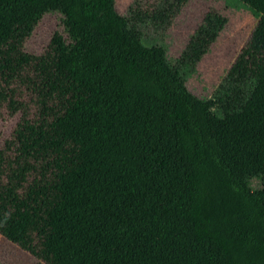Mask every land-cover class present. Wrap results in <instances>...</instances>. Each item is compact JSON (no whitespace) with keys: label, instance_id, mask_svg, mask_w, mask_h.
<instances>
[{"label":"trees","instance_id":"1","mask_svg":"<svg viewBox=\"0 0 264 264\" xmlns=\"http://www.w3.org/2000/svg\"><path fill=\"white\" fill-rule=\"evenodd\" d=\"M187 1L0 0V82L31 71L43 104L0 168L2 236L57 264H264V0H239L258 22L206 97L188 80L228 18L178 56L150 36Z\"/></svg>","mask_w":264,"mask_h":264},{"label":"rangeland","instance_id":"2","mask_svg":"<svg viewBox=\"0 0 264 264\" xmlns=\"http://www.w3.org/2000/svg\"><path fill=\"white\" fill-rule=\"evenodd\" d=\"M133 1L117 0L118 14H126ZM208 11L225 15L228 23L188 80L190 90L201 97L211 94L235 62L258 22L257 14L239 0H188L180 11L170 13L166 9L165 15L159 16L157 28H151L150 35L155 41L164 39L170 54L178 56ZM58 24L53 14L43 17L26 39V51L35 56L45 53ZM146 43L151 45L153 41ZM33 78V73L28 71L22 77L0 82V154L3 158L0 168L5 176L10 172L11 160L16 157L18 129L26 121L37 120L43 113L41 97L31 81ZM35 175L37 173H31L29 180ZM0 264H57V260L56 256L38 259L0 234Z\"/></svg>","mask_w":264,"mask_h":264}]
</instances>
